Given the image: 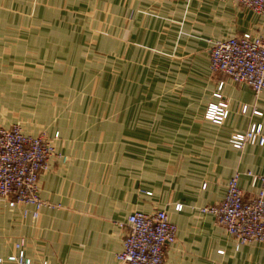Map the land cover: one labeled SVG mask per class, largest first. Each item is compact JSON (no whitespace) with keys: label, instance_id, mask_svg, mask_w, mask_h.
Listing matches in <instances>:
<instances>
[{"label":"crops","instance_id":"0c3cea01","mask_svg":"<svg viewBox=\"0 0 264 264\" xmlns=\"http://www.w3.org/2000/svg\"><path fill=\"white\" fill-rule=\"evenodd\" d=\"M244 33L264 36V15L237 0H0V125L59 133L39 180L52 206L34 218L0 201V264L22 240L32 264H121L120 223L161 209L178 227L165 264H264V242L237 250L202 211L235 172H264V145L231 144L254 123L264 135V90L210 67L213 43ZM220 100L216 124L205 114ZM240 185L247 198L260 187Z\"/></svg>","mask_w":264,"mask_h":264},{"label":"built area","instance_id":"2783aa9c","mask_svg":"<svg viewBox=\"0 0 264 264\" xmlns=\"http://www.w3.org/2000/svg\"><path fill=\"white\" fill-rule=\"evenodd\" d=\"M243 7L264 15V0H237ZM212 72L221 74L237 83H246L256 93L264 90V36L244 33L229 39L214 42L210 50ZM224 86L221 81L219 90ZM215 96L222 99V93ZM244 107L243 111H246ZM255 114L262 115L260 111ZM229 115V104L220 100L208 106L205 117L209 121L222 124ZM54 137L42 134H25L18 124L10 128L0 125V201L6 200L11 207L26 205L35 207L33 217H39L41 210L51 207L42 199L39 180L49 167V160L57 156ZM264 145L263 125L254 123L244 133H237L231 139L236 149L242 150L247 144ZM243 175L252 179V184H260L256 194L247 198L240 185ZM183 205H177L182 210ZM216 218L219 225L232 235L236 249L243 245L264 242V172H235L228 181L224 199L214 205L202 208ZM27 212L25 211V215ZM120 226L127 230L123 250L117 254L119 263L165 264V251L169 244L177 240V225L171 221L166 210L147 214L135 212ZM25 242L16 244L17 253L8 257L12 264H32L23 249ZM2 259L0 258V263ZM43 264H50L44 262ZM60 264V263H57Z\"/></svg>","mask_w":264,"mask_h":264},{"label":"rangeland","instance_id":"374dc122","mask_svg":"<svg viewBox=\"0 0 264 264\" xmlns=\"http://www.w3.org/2000/svg\"><path fill=\"white\" fill-rule=\"evenodd\" d=\"M51 5H47V9L45 10V12H44V18H45V21H50L51 20V18L53 17V15H52V11L51 10H49ZM46 23V22H45ZM89 62H96L97 61V59H93V58H91V59H87ZM80 69H83V67H80ZM93 74H95V73H93ZM95 76L96 77H92V85L93 86H95L96 84H98L99 83V74H95ZM128 76H130V75H128ZM88 93H90V95L93 97V98H95V97H97V92H96V90H93L92 88H90V92H89V90H88ZM104 94H102V95H100L101 97L103 96ZM130 97V95H127L126 97ZM127 98H125V100H126ZM128 105V104H127ZM127 105L125 106V109H128L127 108ZM130 109V108H129ZM54 206V205H53Z\"/></svg>","mask_w":264,"mask_h":264},{"label":"bare ground","instance_id":"6f19581e","mask_svg":"<svg viewBox=\"0 0 264 264\" xmlns=\"http://www.w3.org/2000/svg\"><path fill=\"white\" fill-rule=\"evenodd\" d=\"M58 139V138H57Z\"/></svg>","mask_w":264,"mask_h":264}]
</instances>
